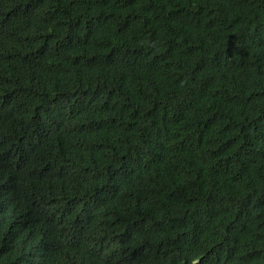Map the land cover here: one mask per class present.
<instances>
[{
    "label": "trees",
    "instance_id": "1",
    "mask_svg": "<svg viewBox=\"0 0 264 264\" xmlns=\"http://www.w3.org/2000/svg\"><path fill=\"white\" fill-rule=\"evenodd\" d=\"M0 264H264V0H0Z\"/></svg>",
    "mask_w": 264,
    "mask_h": 264
}]
</instances>
